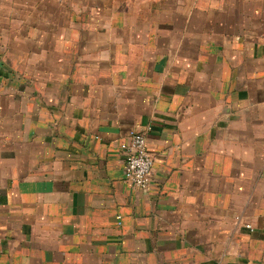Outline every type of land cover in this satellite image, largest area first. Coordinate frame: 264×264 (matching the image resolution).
Masks as SVG:
<instances>
[{"label":"crops","instance_id":"crops-1","mask_svg":"<svg viewBox=\"0 0 264 264\" xmlns=\"http://www.w3.org/2000/svg\"><path fill=\"white\" fill-rule=\"evenodd\" d=\"M0 60V264H264V0H0Z\"/></svg>","mask_w":264,"mask_h":264},{"label":"built area","instance_id":"built-area-1","mask_svg":"<svg viewBox=\"0 0 264 264\" xmlns=\"http://www.w3.org/2000/svg\"><path fill=\"white\" fill-rule=\"evenodd\" d=\"M120 149L123 158V179L134 188L147 189L152 179L153 158L148 152L144 133L131 130L125 141L120 144ZM246 226L249 227V224Z\"/></svg>","mask_w":264,"mask_h":264}]
</instances>
